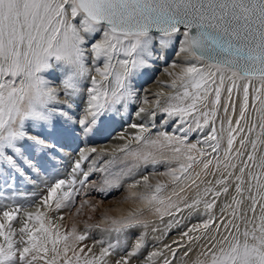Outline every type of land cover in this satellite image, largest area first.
Wrapping results in <instances>:
<instances>
[{"label": "snow or ice", "instance_id": "6c2138e0", "mask_svg": "<svg viewBox=\"0 0 264 264\" xmlns=\"http://www.w3.org/2000/svg\"><path fill=\"white\" fill-rule=\"evenodd\" d=\"M177 35L182 36L178 52L188 54L197 63L169 65L180 71L166 70L172 77L166 87L174 94L161 111L187 125L179 128L184 135L161 132L157 139H150L144 135L148 130L144 125L131 124L139 130L132 140L142 147L129 149L124 145L120 151L135 163L127 170L110 173L111 178L106 176L103 185L120 188L122 179L132 175L133 169L158 162L155 152L170 153L168 159L176 166L162 175L173 183L187 179L194 164H202L207 172L215 161L216 172L220 173L215 183L208 181L202 194L190 203L182 199L183 207L171 197L166 203L161 196L166 185L159 181L152 184L149 176L129 183L125 200L163 206L155 208L161 219L185 209L198 212L202 205L208 218L183 232V236L190 241L202 239L189 236V232L201 229L205 235L209 229L214 234L208 236L194 264H264V0H0V200H14L20 195L31 200L36 195L17 193V178L46 189V195L35 202V212L27 210L30 203L0 214V264H105V257L112 255L116 244L108 243L99 255L91 254V247L79 246L88 238V231L78 232L75 225L62 230L41 210L71 208L76 197L92 183L90 175L107 169L93 166L84 171L82 163L88 155L81 151L67 176L58 177L55 164L49 169V160H37L45 155L54 160L52 150L58 148L57 144L33 131L55 133L57 119L63 118L65 125L78 123L87 137L102 117H115L129 102H135L133 81L158 58L154 45L166 50ZM52 62L61 65L60 90L41 75ZM89 77L85 115L74 120L69 110L85 91L83 85ZM240 81H244L242 101L233 122V94L239 92ZM61 91L66 97L63 101ZM156 107H160L158 100ZM221 109L226 121L218 117ZM145 112L140 107L136 115ZM148 115L154 119L156 113ZM205 129L208 131L202 140L188 143V133H204ZM222 144L226 146L222 148ZM116 162L113 157L108 163ZM141 185L145 192L132 191ZM230 192V200L214 214L219 198ZM86 204V200L81 203L77 214ZM22 209L17 241L12 222ZM103 222L109 227L102 231L117 235L148 226L140 210L119 219L105 215ZM99 227L85 222L86 229ZM95 243L103 245L105 241ZM144 247L142 233L114 264H131ZM158 255L149 253L146 264H153ZM165 264L170 262L166 260Z\"/></svg>", "mask_w": 264, "mask_h": 264}, {"label": "rangeland", "instance_id": "374dc122", "mask_svg": "<svg viewBox=\"0 0 264 264\" xmlns=\"http://www.w3.org/2000/svg\"><path fill=\"white\" fill-rule=\"evenodd\" d=\"M96 38H99V34H97ZM173 40L174 42L166 50H160L158 46L154 45L155 53L158 58L152 61L153 66L151 68L145 70L134 79L133 83L136 90L143 91V88L150 85H155L156 80L161 74L165 75L166 77L168 76L166 74V70L179 72V67L176 69H171L169 67V65L173 62L177 63L178 65L197 63L191 56H189L190 60L188 62L178 61L176 58L178 55H180L178 50L182 36L177 35ZM159 57L163 58L161 59ZM100 66H102V63ZM41 75L50 81L52 87L60 90V80L63 76L60 64L52 62L50 69L46 70L44 73H41ZM167 78L170 80L171 84L172 77L168 76ZM239 84V92H234L233 94V100L235 101L236 106V115L232 117L233 122L239 115L244 81H240ZM88 86H90V77L84 82L83 87L85 91H83L79 97L74 100V108L69 110L74 120L83 118L85 115L84 109L87 106L88 99L86 89ZM227 86L228 82H226L225 88H227ZM157 87L161 86L158 85ZM161 88L169 93L167 98L164 100V107H166V101H168V97L173 95L174 92L172 89L166 86H162ZM60 98L62 101L66 99V97L63 96L62 91ZM225 98L226 92L222 94V104ZM157 100H159L157 95H154L149 99V101ZM124 109H122V111L115 117H102L99 124L95 127V130L87 137L82 135L78 123L65 125L63 123V118L57 119V131L55 133L44 131L42 129L34 130L33 134L40 135L46 140L54 142L58 146L56 150H52V155L55 157L54 160H51L48 155H45L43 158L37 157V160H49L47 165L48 168L51 169L52 165L55 164V174L60 178H64L71 170L73 161H75L80 149L96 148V151L91 153L88 156V159L84 161L83 169L84 171H88V169L91 167V163L94 162V166L97 169H107V171L98 170L90 175L89 180L92 183H89L84 189L83 193L76 197V203L70 208L71 211L69 214L72 216V224H76L78 232L83 233L88 231V238L81 242L79 246L87 245L88 247H91V254L99 255L101 247H106L108 243L117 245L112 255L105 257V264H114V261L122 256L125 251L131 249L133 243L135 242V238L142 233L144 234L145 247L141 249L138 258H133L131 264H146L145 257L151 252L160 253V255L153 258V264H165L166 260L169 261L170 264H194L197 257L199 256L200 251H202V246L206 243L208 236H211L214 233L212 232V229L208 230L207 235L204 234L203 229L198 232H189V236L191 237H203L199 240L192 239L190 241L188 237L183 236V232L195 225L202 223L208 218L207 215L204 214L203 206L201 205V209L198 212H194L191 209H185L183 212H180L175 216L165 215L163 219H161L160 214L155 211V208L161 207L163 209V206H148L144 203H141L138 199L125 200V197L129 195L127 185L134 182L135 180L141 179L142 176H149L150 182L152 184H155L157 181H159L166 185L164 191L161 193V196L165 198L166 203L168 202L167 198L171 197L172 201L180 204V206L183 207V204L180 203L182 199L185 203H190L197 197L198 194H202L203 189L208 186V181L215 183L216 178H218L220 175L219 172H216L214 167L215 161H213V166H210L207 172L203 170L202 164H194L193 168L189 170L187 179L182 178L181 181L173 183L170 177L162 175V173L167 172L170 167L176 166L175 162H170L168 159L170 153L155 152L158 161L157 163L154 165L152 163L147 165L141 164L139 168L132 170V175L125 176L122 179L120 188H108L106 185H103V180L106 176L111 178L110 173L119 172L121 169L127 170L132 166L133 163H135L131 157L125 159V153L121 152L119 149L127 144L129 149H140L142 147V144H137L134 140H132L133 136L139 134V130L130 127V125L133 124L130 119L136 112L137 108L131 107L129 102V104ZM162 113L163 112L160 111L157 115H155L154 119L152 118L149 121L143 118L142 124H135L144 125L148 129L144 135L146 138L150 139H157L158 134L161 132H168L169 134L178 136L184 135V133L179 131V128L187 127V125H181L179 120L176 118H171L170 120L165 113ZM218 117L219 119H223L225 121L227 120V116H225L222 109L218 113ZM148 118L151 117L149 116ZM217 127L219 128V121L217 122ZM207 131L208 130L205 129L204 133H199L196 131L188 133V143H196L198 139L202 140L204 134ZM121 137H123V139ZM115 138H118L117 143L114 142ZM108 144L118 145V150L108 152L99 149L100 146H105ZM224 146H226V144H222V148ZM236 146H239L238 142ZM113 157H115L117 162L110 165L108 162L112 160ZM208 158L209 157H205L204 159ZM213 172H216L215 176L212 175ZM193 181H195V183H193ZM101 187H105L107 189L106 192L99 191ZM0 188H3L2 184H0ZM15 190L17 193L27 194L28 196H31V194L35 192L36 197H32V202L31 200L29 201V199L27 200L24 195L17 196L14 200L11 197H9L7 200H0V213H2L1 211L8 210L10 207L21 205L27 207V202L32 204L31 207H27V210L33 209L36 206L35 202L38 201L41 196L46 195V189L26 184L20 178L16 179ZM7 191H11V189H7ZM132 191L145 192L146 190L144 189L143 185H141ZM230 197L231 192L227 196L222 195L219 198L217 206L214 209V214L219 213L223 203L229 201ZM211 198V195H209L208 199ZM85 200L87 201V204L80 210V213L77 214V209L80 208L81 203H83ZM93 207L95 208V211H93ZM43 210L44 209H42V211ZM60 210H65V208ZM137 210H140L141 219L147 222V228L140 226L123 232L120 235H117L114 232L109 233L101 230L109 227V224L103 222L105 215L119 219L121 217L127 216L129 212ZM57 211L53 212L54 216L51 219L53 220L54 224L60 225L62 230H65L59 221ZM172 211L175 210L172 209ZM75 213L78 215L76 218L77 222L75 221L76 223L74 222L75 219H73ZM89 217H91V219H89ZM176 221H179V223H176ZM85 222L89 225L99 224L100 227L86 229ZM170 223L172 225L171 227H169ZM101 239L105 241L103 245L95 243ZM85 251L87 252V248ZM173 252H175L174 257ZM185 253H188V255H185ZM69 255H71V253H69Z\"/></svg>", "mask_w": 264, "mask_h": 264}, {"label": "bare ground", "instance_id": "6f19581e", "mask_svg": "<svg viewBox=\"0 0 264 264\" xmlns=\"http://www.w3.org/2000/svg\"><path fill=\"white\" fill-rule=\"evenodd\" d=\"M176 37V36H175ZM174 39V38H173ZM169 48V47H168ZM166 52V51H165ZM169 55V54H168ZM178 61H180V62H188L189 60H190V57H189V55L188 54H186V53H180V55H178L177 56V58H176ZM168 77V76H167ZM165 75H160V77L156 80V84H158L159 86H166V85H169L170 84V80H168V78H167ZM150 85V86H147V87H145V88H143V91H139V90H136V98H135V102H130V104H131V107H133V108H140V107H144L145 109H146V112L145 113H142L140 116H137L136 115V112L133 114V116L131 117V122L132 123H139V124H142V121H143V118H145V119H147V121H149V120H151L152 118H148L149 117V115H148V113H151V112H155L156 113V115L161 111V109H163L162 107H164V104H165V99L167 98V96H168V92L166 91V90H163L161 87H157L158 85ZM154 95H157L158 97H159V105H160V107L159 108H157L156 107V102L157 101H149V99L151 98V97H153ZM148 100L149 101V103L148 104H143L142 102L144 101V100ZM167 102V101H166ZM129 104V103H128ZM126 108V107H125ZM128 108V107H127ZM125 110V109H124ZM123 110V111H124ZM129 110V109H128ZM125 112V111H124ZM162 112V111H161ZM122 114V113H121ZM163 114V113H162ZM170 119V118H169ZM121 120V119H120ZM129 120V121H130ZM171 120V119H170ZM122 123V122H121ZM131 129V128H130ZM145 134V133H144ZM118 138H115L114 139V142H118V140H117ZM127 140V139H126ZM128 141V140H127ZM112 143H113V141H112ZM89 144V143H88ZM128 145V144H127ZM91 149L92 148H89V149H80L79 150V153L81 152V151H85L86 152V154L89 156L91 153H93L92 151H91ZM96 149V148H95ZM99 149H101V150H105V151H108V152H112V151H116V150H118V145H113V144H108V145H105V146H100L99 147ZM120 150V149H119ZM79 153L77 154V156H76V159L75 160H79L80 159V155H79ZM104 153V152H103ZM100 154V153H99ZM70 155V154H69ZM83 163H84V161H83ZM83 163H82V167H83ZM95 165V163L93 162V163H91V167H93ZM36 197V196H35ZM18 199V198H17ZM24 200H26V199H24ZM28 200V199H27ZM30 201V200H29ZM20 202V201H19ZM22 202V201H21ZM31 202H32V200H31ZM29 203L30 202H27V204L29 205ZM35 210H36V206L33 208V209H30V210H28V211H31V212H35ZM42 210V209H41ZM43 211H45V212H47V214H48V216L50 217V218H52L53 216H54V214H53V212L55 211H57V210H55V209H51V210H49V209H44ZM71 211V209L70 208H65V210H58L57 212H58V216L60 217V216H63L64 217V219L61 221L60 219H59V221L61 222V225H62V227H63V229H70V227H72L73 225H75L76 226V224H72V216L69 214V212ZM1 212H3V211H1ZM77 213V212H76ZM76 213L74 214V218L73 219H75L74 220V222L76 221L77 222V216L78 215H76ZM0 214H2V213H0ZM156 215V214H155ZM154 215V216H155ZM58 217V218H59ZM0 219H2V216H0ZM22 220H23V211H21L20 212V214H19V216H18V219L17 220H15V221H13L12 222V227L16 230V232H17V234H16V236L14 237V239L15 240H19L20 239V233H19V228L20 227H22ZM75 222V223H76ZM3 241L2 240H0V243H2ZM17 246H19V244L17 245Z\"/></svg>", "mask_w": 264, "mask_h": 264}]
</instances>
